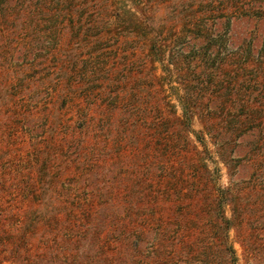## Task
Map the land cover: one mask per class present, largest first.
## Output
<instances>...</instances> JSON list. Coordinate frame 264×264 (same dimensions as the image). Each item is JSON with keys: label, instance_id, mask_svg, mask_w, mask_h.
Returning <instances> with one entry per match:
<instances>
[{"label": "rangeland", "instance_id": "374dc122", "mask_svg": "<svg viewBox=\"0 0 264 264\" xmlns=\"http://www.w3.org/2000/svg\"><path fill=\"white\" fill-rule=\"evenodd\" d=\"M47 1L0 22V264H264V0Z\"/></svg>", "mask_w": 264, "mask_h": 264}, {"label": "trees", "instance_id": "16d2710c", "mask_svg": "<svg viewBox=\"0 0 264 264\" xmlns=\"http://www.w3.org/2000/svg\"><path fill=\"white\" fill-rule=\"evenodd\" d=\"M63 1V0H61ZM66 1L65 5H68L70 4L71 6V3L72 1L71 0H64ZM34 0H0V22L5 20V19H10V20H13V21H16L18 18H17V14H15V11L17 10V5L20 3L21 6L24 7V9H22L23 11H28L26 12V17H24V21L28 22V21H31L35 18V16L37 14H33V8H32V4H37V5H40L42 7H39L40 9H38V16L39 15H42L44 14L45 10H44V5H47L48 4V1L47 0H36L35 3H33ZM57 4H59V1H57ZM20 10V9H19ZM53 16V14H52ZM19 20V19H18ZM255 66V65H254ZM253 68V67H252ZM215 88L218 87V85H214ZM218 91V90H216ZM232 96V95H230ZM249 107V106H248ZM248 107L246 108V110H244L242 114H235V119L236 120V128H239L240 127V119L245 117V116H248L250 112L247 111ZM183 110H184V113L185 115L188 114V107H186L184 105L183 107ZM252 115V114H251ZM214 143L218 146L217 147V152H218V155L220 157V159L224 162V164L228 167V169L230 171H233V169L235 168L234 164L232 161H235V160H238L239 157H236L237 159H232L230 153H229V150H228V144L227 142L225 141H221V140H218V139H215L214 138ZM214 200H216V202H214V204L212 205L214 210H220L221 207H222V202H220L219 199H216L214 198ZM72 202V206H73V209H66L68 211H64L66 212V214H76V216H72L73 219H71L69 221V226L70 228H75L76 227V224L79 225V226H82L84 224L85 227V235L88 239V241L91 243L93 242V240L91 239H95L96 236L95 235H91L90 234V230H97L98 228H101L103 226V223L106 222L105 226L108 225L109 222H111V220L113 219H106L104 221H102L101 217H92V213L94 212V208L93 205H92V208L90 209V206L89 205H86L85 203H83L82 201H76V200H73L71 201ZM59 207V206H58ZM56 208V205L53 204L51 206V209H54ZM76 208V209H74ZM221 211V210H220ZM50 212H53V210H50ZM222 212V211H221ZM219 214V218L216 219V226L219 228L221 226H224L226 225V223H229V219L228 217H226L224 215V213ZM52 217V215H50V218ZM53 219V218H52ZM80 219V220H79ZM86 221H89V225H85ZM78 226V228H79ZM228 228V225L226 226ZM96 232V231H95ZM93 233V232H92ZM145 233H146V226L140 224L138 221H133L130 219H125L123 221V231L121 234L118 233L117 235V238H116V242L124 249H129V251L131 252V255L133 253V257H137V255L142 251V247H143V244H144V241H145ZM215 234H218L219 231H216L214 232ZM103 235L99 236V242L97 243V246H101L103 244ZM101 243V244H100ZM110 244V243H109ZM94 246H95V243H94ZM102 248V246L100 247ZM100 250V249H99ZM103 250V248L101 249ZM98 251V250H97ZM128 251V250H126ZM128 254V252H127ZM126 254V255H127ZM129 255V254H128ZM89 258V257H87ZM150 264V263H149ZM151 264H162L161 263V259L157 258L156 260L152 261Z\"/></svg>", "mask_w": 264, "mask_h": 264}]
</instances>
